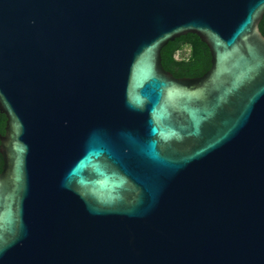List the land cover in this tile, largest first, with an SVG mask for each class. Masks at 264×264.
Returning <instances> with one entry per match:
<instances>
[{
	"label": "water",
	"instance_id": "obj_1",
	"mask_svg": "<svg viewBox=\"0 0 264 264\" xmlns=\"http://www.w3.org/2000/svg\"><path fill=\"white\" fill-rule=\"evenodd\" d=\"M264 0H0V264H264ZM188 34L211 69L176 78Z\"/></svg>",
	"mask_w": 264,
	"mask_h": 264
},
{
	"label": "trees",
	"instance_id": "obj_2",
	"mask_svg": "<svg viewBox=\"0 0 264 264\" xmlns=\"http://www.w3.org/2000/svg\"><path fill=\"white\" fill-rule=\"evenodd\" d=\"M259 28L264 35V19L261 21ZM178 55H180L179 58ZM161 56L164 69L176 78L201 77L212 66L210 49L195 34H188L169 42L162 49ZM6 121L5 115L0 113V134L5 133ZM3 165V156L0 152V174Z\"/></svg>",
	"mask_w": 264,
	"mask_h": 264
},
{
	"label": "rangeland",
	"instance_id": "obj_3",
	"mask_svg": "<svg viewBox=\"0 0 264 264\" xmlns=\"http://www.w3.org/2000/svg\"><path fill=\"white\" fill-rule=\"evenodd\" d=\"M178 58L180 57V55L177 56Z\"/></svg>",
	"mask_w": 264,
	"mask_h": 264
},
{
	"label": "flooded vegetation",
	"instance_id": "obj_4",
	"mask_svg": "<svg viewBox=\"0 0 264 264\" xmlns=\"http://www.w3.org/2000/svg\"><path fill=\"white\" fill-rule=\"evenodd\" d=\"M264 19V18H263Z\"/></svg>",
	"mask_w": 264,
	"mask_h": 264
}]
</instances>
